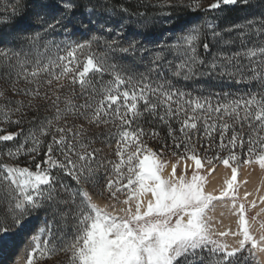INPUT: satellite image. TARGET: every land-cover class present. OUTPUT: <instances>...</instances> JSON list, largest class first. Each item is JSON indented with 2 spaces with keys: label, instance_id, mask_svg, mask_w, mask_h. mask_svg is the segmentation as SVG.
Returning <instances> with one entry per match:
<instances>
[{
  "label": "snow or ice",
  "instance_id": "1",
  "mask_svg": "<svg viewBox=\"0 0 264 264\" xmlns=\"http://www.w3.org/2000/svg\"><path fill=\"white\" fill-rule=\"evenodd\" d=\"M238 2L248 4L249 0H213L208 5L207 10H215L221 5H235ZM31 16L35 21L44 25V31L54 32L62 29L65 32L72 30V13L75 11L77 4L75 0H57L56 3L45 2V0H32ZM176 7L177 5H171ZM193 11L200 8L198 3L187 5ZM29 4L24 0H16L13 5V16H20L22 25L28 26L25 17L29 15ZM85 12L89 14V23H95L91 19L93 9L85 6ZM170 15V13H168ZM7 21H0L6 23ZM81 26L87 29V24L80 21ZM256 20H249L244 25L233 26L234 28L244 27L248 29L250 25H255ZM260 27L255 28L256 34L264 31V21H260ZM105 32L111 34L114 29L111 27L101 26ZM212 37L215 39L221 34L216 32L212 25ZM232 29H228L231 31ZM123 30H116V35L111 40L103 39L106 51L97 55L92 51L93 44L100 43L102 38L93 35L89 40L83 43H76L69 47L66 56H59L57 61L49 59L47 64H41L38 59L35 62L34 70L31 73H24L23 78L28 76H37L40 72H49L53 79L60 80L68 78L70 83L79 84L82 93H86L91 88L92 93H96V89L92 86L91 76L100 73H108L113 76V80L109 81L108 86L101 93L102 98L98 101L96 107L92 110L89 123H108L109 121L102 119L103 116L109 115L108 109L112 105L123 98V107L126 109L121 115V108L115 109L116 117L121 122V128L117 135L121 136V140L117 142L116 156L119 157V163L115 165V179L107 182L106 190L111 193L112 197H116L117 192L121 188L128 189V196L122 201L125 207L118 210L116 205H111L112 211H108V206L102 208L92 203V198L88 191L80 188L72 189L59 182V190L67 193L69 199L61 200L58 195L57 182L60 180L58 176L52 175V171L60 169L66 176H70L73 181L79 185L82 181L86 184H92L95 188L94 170L90 163H81L90 161L94 158V153H76V145L66 140L65 129L56 127L55 131L61 135L57 138L53 135L52 142L48 145L47 152L44 153L45 159L41 163L35 165L36 171L33 172L28 168L7 167L0 168V194L7 193L10 197L9 203L14 201V206L9 212L0 214V248L15 244V237L18 233L25 230L33 213L41 210L52 209L54 215H61L63 219H67L68 212H63L60 204L74 205L75 212L72 213L75 220V232L70 243L59 249L70 253L69 264H203L206 259L203 253L207 252L208 259L211 264H237V253L245 250L247 243H251V248L247 249L249 255L244 257V264L249 259L255 260L257 264H261L257 253H264V234L259 239L254 238L250 234L245 218V208L243 203L239 204L237 209L239 215V232L232 235L242 236L237 241L238 247H230L228 244L221 242L216 237H224L229 233L226 231L217 232L212 227V217L209 215L214 209V202L219 197L212 192L205 191L204 175L199 174L202 167V158L189 149L188 143H183L185 154L180 156L181 160H191L195 162V169L191 178L187 175V165L185 172L177 175V165H172V171L165 178L162 172L166 162L160 159L164 150L168 149L165 142L161 153L154 152L143 143L141 137L145 135L142 128H136L129 131L124 125H131L133 120L138 118L142 113L138 108V103L143 101L145 113L156 115L158 108L165 111L159 116L162 122L167 123L166 117L179 116L181 112L185 113L186 118L181 121L179 132L186 135L187 139H191V131H198L197 121L203 118L204 131L207 135L217 130L215 121L209 123L211 113H215L217 119L223 120L227 117L234 123H239L241 128L247 124L250 128L254 122H259L256 128L258 141L264 142V136H259V131L264 130V91L252 93L249 96L233 99L224 104H217L213 107L211 101L207 97H192L191 93H187L177 88L172 79L164 77L166 70L176 79L185 81L199 79L200 77L235 79L236 83H251L257 81L261 88L264 89V46L249 48L245 51L235 52L231 55L223 52L214 55L211 60L205 61L199 55V46L204 39L201 30L193 27L182 32L177 37L175 43L162 46L161 51H157L152 58L149 73L158 75L160 82L155 83L147 74H141L137 85L131 92L125 90L120 91L119 86L125 83H131L132 78L126 81L118 71V65L112 63L111 53H119L121 56L134 54L138 45L135 40L129 41L127 46L122 43ZM244 33L241 34L243 38ZM21 39L27 40L28 43L36 45L40 39L39 33L33 36H22ZM232 41H225L228 44ZM45 43V48H48ZM205 52L209 51V44L203 43ZM87 55L83 59L77 58V53ZM147 49H141L146 51ZM165 51L174 53L173 60L165 59ZM4 57L7 64L15 57L17 64L24 69L30 61L27 52H14L9 56L7 52L0 53ZM240 57H245L249 61V65H243ZM235 61V63H234ZM174 65V67H173ZM52 67H61L59 74L50 72ZM21 77V73L17 72V80ZM238 77V79H236ZM14 81L13 83H15ZM50 85L52 80H48ZM116 87L113 88L112 85ZM142 85V86H141ZM64 87V85H60ZM13 92L19 94L20 90L13 87ZM25 95L30 99L25 105L23 101L16 102V108L11 109L7 105L3 111L4 123L20 124L21 120L12 121L10 113L21 112L25 107H32V100L40 97L39 91L23 90ZM74 95V93H73ZM0 96H4L0 91ZM155 98V102H151V98ZM47 99V93L44 94ZM59 97L52 103L57 105L55 119L59 121L63 115L72 114L83 116V110L92 108V104L88 101L76 106L69 98L65 102V108L61 110L58 106ZM131 101V103H129ZM11 103V101H9ZM107 104V109L105 105ZM175 106V108H174ZM190 109V113H189ZM209 115H204V113ZM131 114L132 119H128ZM52 121H48L51 127ZM230 125L221 123L220 129V147H226L224 144L225 133ZM0 131H3L0 129ZM68 132L72 133V129L68 128ZM176 130L170 125L168 127V136L173 139V148H181V143L176 142ZM22 133H7L0 135V141H12L15 137ZM46 128H41V135H47ZM73 137L80 135L79 132L72 133ZM153 137L159 136L155 130L151 134ZM32 139L33 147L28 152H37L41 146V141L30 134L25 138ZM239 141L243 146V133H237L233 128V134L228 144L234 149ZM80 147H84L82 143L77 141ZM254 143L249 139V144ZM54 145L58 146L64 160H57L53 157ZM24 145L16 149L14 154L12 151L7 153L12 157L19 154ZM264 149V143L260 144ZM134 148V151L128 149ZM249 152H254L249 147ZM177 155L175 151L172 153ZM77 155L78 161H74L71 156ZM126 156V158H125ZM142 157V158H141ZM219 157H204L208 165H212L215 159ZM230 162L236 164L231 167V178L226 179L224 184L226 187L220 193V197L232 196L238 187L237 169L239 166V157L230 152V155L223 159L225 165ZM253 160L245 159V165L251 164ZM179 163V161L177 162ZM255 163L261 169H264V152L255 156ZM47 165V167H43ZM127 166V176L122 170ZM6 173V174H5ZM127 183H122L124 179ZM115 189V190H113ZM150 194V198H148ZM103 195V192L100 193ZM247 195V194H246ZM79 199V204L77 200ZM264 201V197H260ZM235 199H233V207H235ZM255 206V205H253ZM71 211V209L69 210ZM122 213V215H121ZM255 219V217L253 218ZM264 229V223L260 224ZM43 229L40 235L31 236L25 243V248L17 257L16 264H35L37 253L41 258H46L57 251L55 246L49 247L48 241H44L41 247V239ZM27 236V232H25ZM30 249V250H29ZM26 253V260H25Z\"/></svg>",
  "mask_w": 264,
  "mask_h": 264
},
{
  "label": "rangeland",
  "instance_id": "2",
  "mask_svg": "<svg viewBox=\"0 0 264 264\" xmlns=\"http://www.w3.org/2000/svg\"><path fill=\"white\" fill-rule=\"evenodd\" d=\"M148 2H153L161 8L169 7L171 5H190L198 3L200 8L198 10H207L208 5L213 2V0H147ZM24 2L29 4V15L25 17L27 27L22 25L20 22V16H13V5L16 3V0H10L8 3H4L3 0H0V21H7L6 23H0V53H5L9 56H12L14 52H27L28 60L30 61L27 65L24 66L22 70L21 67L17 64L15 57H13L7 64L4 62V57L0 55V91H3L4 96H0V129H3L7 123H4V114L3 111L7 105L11 109L16 108L17 101H23L27 105L28 101L32 99L30 96L25 95L23 90L28 91H39L40 97L32 100V107H25L24 111H21V115H27V112H35L32 116L27 117L29 121L27 125L22 127V134L20 136V141H15L12 145L0 152V157L2 158V167H20L28 168L29 170L35 172L36 168L32 169V165L21 166L19 165L18 155L16 154L12 157L8 156L7 153L12 151L16 153V149L21 145L26 146L25 149H22L20 153H23L27 156L26 162L33 164L36 158L41 160L37 163H41L46 157L44 153L47 152L48 145L53 140V135L57 138L61 135L59 132L55 131L56 127H61L65 129V138L66 140L72 142L76 145V153H94V158L90 161L81 162V163H90L94 170V182L95 188L92 184H86L83 181L77 185L75 181L71 179L70 176H66L64 172L60 169H55L52 171V175L58 176L60 180L57 182L58 195L61 200L69 199L67 193L59 190V182H63L69 188L84 189L89 192L92 203L96 204L99 207L108 206V211H112L111 205L115 204L116 209L118 210L121 207H125L122 201L128 196V189L121 188L117 192L116 197H112L111 193L106 190L107 182L110 179H115V165L119 163V157L116 156L117 151V142L119 138L106 139L104 141L99 139L97 135V130H99L101 123H89L90 113L96 107L87 109L85 115L89 116V119H85L83 116L66 114L57 121L56 116V107L52 103L53 100H56L58 96L60 99L57 102L61 110L65 108V102L67 99L71 98L72 103L76 106H79L86 101L91 103L92 96L86 93H82V90L79 84H71L68 78H61L60 80L53 79L52 75L49 72H40L37 76H28L27 79H24V73H31L34 70L35 62L39 59L41 64H47L49 59L52 61H57L59 56H66L67 50L70 46L76 43H83L86 40H89L93 35L101 37L102 40L100 43L93 44L92 51L97 55L102 54L106 51V47L103 43V39L111 40L113 36L116 35V30H123L122 43L124 46H127L129 41L135 40L138 45V49L134 54L121 56L119 53H109L111 56L112 63L118 65V71L121 72V75L127 81L129 77L132 78L131 83L122 84L124 87H120L121 92L127 90L131 92L133 88L137 85L136 82H132L136 75L148 73L149 68L152 66L151 61L157 51L162 50V46L171 45L175 43L178 36L182 33L181 30L187 29L193 25L200 23V19L194 18L191 22L177 23L174 16L168 15L167 11H161L157 15H134L130 14L124 10H114L109 7L104 0H75L77 7L72 13V30L70 32H65L62 29H58L54 32H45L44 25H41L35 21L31 16V2L32 0H24ZM45 2L56 3L57 0H45ZM85 6L91 7L93 12L91 13V19L95 23H89V14L85 12ZM224 6H238L241 8V16L238 18L233 26L244 25L250 19L248 18L249 13L253 11L264 12V0H249L248 4H243L238 2L235 5H221L220 8L213 10L211 13H208L207 19L208 25H215L220 18V14ZM192 10V9H191ZM193 11V10H192ZM80 21H83L87 24V29L81 26ZM111 27L114 31L111 34H108L104 31L101 26ZM234 28V27H233ZM242 27L236 28L241 29ZM183 32H186L185 30ZM39 33L40 39L36 45L30 44L27 40L21 39L22 36H33ZM254 34L256 32L254 31ZM45 43H48V48H45ZM141 49H147L146 51H141ZM87 50H84V53H77L78 59H83L86 56ZM165 59L173 60L174 53L171 51H165ZM174 67V65H173ZM50 72L59 74L61 67H52L49 69ZM166 71V70H165ZM17 72L21 73V77L17 80ZM106 74V73H104ZM96 79V80H95ZM93 81H100V77L95 78ZM48 80H52V83L49 85ZM16 81L15 83H13ZM92 81V80H91ZM102 81V80H101ZM111 81V80H110ZM109 84V82H108ZM107 84V86H108ZM64 85V87H60ZM120 85V86H122ZM142 86V85H141ZM13 87L19 91V94L13 92ZM113 88L116 87L115 84L112 85ZM47 93L48 98L44 99V94ZM74 93V95H73ZM121 99H123L121 97ZM11 101V103H9ZM98 103V102H97ZM96 103V105H97ZM131 103V101H129ZM19 112H12L10 116H16ZM52 121L51 127L48 126V121ZM103 125V124H102ZM46 128L48 131L47 135H41V128ZM68 128L72 129V133L79 132L80 135L73 137L72 133L68 132ZM30 134L40 140L41 146L37 152H28L29 148H32L33 142L32 139L25 141L26 137H29ZM79 141L84 145L80 147ZM149 148V147H148ZM134 148L128 149V151H134ZM153 150V149H152ZM255 156H250L247 159L253 160L251 164L245 165L243 162H239L237 169V175L242 172V168L245 167V172L247 176L252 180V190L258 193V197L254 200L243 199L239 194V189H236V192L230 196L220 197L219 200L230 199L237 201L239 204L243 203L245 208V218L247 220V226L249 232L254 238L259 239L261 234H264V229L260 227L261 223H264V201L260 197H264V169H261L257 163H255ZM53 157L57 160H64L58 146L54 145ZM227 156H224L219 159H215L212 165H208L207 161L202 157V167L199 169V174L204 175L206 178L205 185L208 183L209 175L211 170L218 169V167H224L226 172L231 177V167L236 166L235 163L230 162L229 165L223 163V159ZM71 158L74 161H78L77 155H72ZM126 158V156H125ZM142 158V157H141ZM180 158V157H179ZM178 157H162L160 159L164 162L165 168L162 172V175L167 178L169 173L172 171V165H177V175L185 172L187 165V175L191 178L192 172L195 169V166L192 167L193 161L191 160H181ZM179 161V163H177ZM36 163V164H37ZM244 165V166H243ZM1 167V168H2ZM47 167V165H43ZM127 176V166H124L122 169ZM6 174V173H5ZM254 181V182H253ZM122 183H127L125 178ZM238 185V179L236 181ZM115 190V189H113ZM103 192V195L100 193ZM256 193V194H257ZM10 197L7 193L0 194V214L9 212L14 206V201L9 203ZM79 199L77 204H79ZM255 205V206H253ZM217 207V201L214 202V209ZM59 208L63 212H68L67 219L64 220L61 215H54L52 209L46 211L45 214L33 213L31 216V221H33V228L28 232V239L31 236L40 235V230L43 229L42 239L40 241L41 247L43 248L44 241H48L49 247L55 246L57 251L52 253L46 258H41L39 253H37L35 258V264H69L70 253L60 251L59 249L65 247L66 244L70 243V236L74 233L73 226L75 227V220L73 219L72 213L75 212L74 205H64L60 204ZM71 209V211H69ZM211 211L209 215L214 216L215 212ZM122 215V213H121ZM255 217V219H253ZM61 220V221H60ZM60 221V226L57 232V236L54 238L53 225L55 222ZM239 232V231H238ZM236 232V233H238ZM30 233V234H29ZM221 242L228 244L230 247H238L237 241L242 238L239 235H232L229 233L224 237H216ZM25 248V247H24ZM251 248V243H247L245 250L237 253V264H244V257L248 256L249 253L247 249ZM24 250V249H23ZM30 250V249H29ZM206 259L203 261V264H211V261L208 259V253H203ZM259 261L261 264H264V253H257ZM26 260V253H25ZM13 264H16L15 262ZM247 264H257L255 260L249 259Z\"/></svg>",
  "mask_w": 264,
  "mask_h": 264
},
{
  "label": "trees",
  "instance_id": "3",
  "mask_svg": "<svg viewBox=\"0 0 264 264\" xmlns=\"http://www.w3.org/2000/svg\"><path fill=\"white\" fill-rule=\"evenodd\" d=\"M4 3L10 2V0H3ZM109 7L113 8L114 10H124L130 14L134 15H157L161 11H167L170 15L174 16L177 23L183 22H191L192 19L197 18L200 19V23L193 25L189 28H199L204 39L201 41L199 46V55L205 59V61H209L212 59L214 55H217L220 52L225 54L231 55L235 52L245 51L249 48L253 47H261L264 46V31L260 32L259 34H254L255 28L260 27V21H264V12L260 11H253L248 18L250 20H256L257 23L255 25H250L249 28L251 31L249 32L248 29L242 27L241 29L233 28L232 25L234 22L240 18L241 16V8L238 6H224L220 18L215 25H212L214 30L221 35L216 37L215 39L212 37V28L209 27L207 23V16L208 13H211L213 10H196L192 11L190 7L187 5H179L176 7H164L156 5L153 2H148L147 0H104ZM187 29H184L185 31ZM228 29H232L228 31ZM184 30H181L182 33ZM244 33L243 38H241V34ZM207 42L209 44V51L205 52L203 48V43ZM225 41H232L231 43H224ZM240 62L243 65H249V61L245 57H240ZM235 63V61H234ZM150 76L151 81L153 82V86L155 83L160 82V77L158 75H154L151 73H145ZM141 74L136 75L132 82L139 81ZM100 77V81H93L95 78ZM164 77L167 79H172L177 88L185 91L187 93H191L192 97H207L210 99L213 107H215L218 103L224 104L230 100L237 99L240 97H247L252 93H259L264 91L261 88L260 84L257 81H253L251 83H236L235 79H228L227 77L221 78H211V77H200L199 79H193L185 81L183 79H176L171 76V74L167 71H164ZM238 79V77L236 78ZM91 83L92 86L96 89V93L93 94L91 88L88 90V94L92 96V107L96 106V103L102 98L101 93L103 89L107 86L110 80H113V76L106 74L96 73L91 76ZM96 80V79H95ZM102 80V81H101ZM126 84V83H125ZM120 87H124L119 86ZM123 89V88H120ZM151 102H155V98H151ZM121 108V115L124 114L126 109L123 107V99H120L116 105H112L111 109H108L109 115L103 116L102 119L109 121L108 123H102L97 130L99 133L98 138L104 141L106 139L111 138H119L121 140V136L117 135V132L121 128V122L116 117L115 109L117 107ZM107 109V104L105 105ZM138 108L142 115L138 118L133 120L132 124L124 125V128H127L130 132L134 131L136 128H142L145 135L141 137L144 144H146L149 148L153 149L154 152L160 154L163 148L164 143L168 144V149L164 150L162 153V157H180L185 154L183 143H188L189 149L194 151L198 157H219L222 158L224 156H229L230 152H234L239 157V162H243L250 156L258 155L261 152H264V149L260 147L262 141H258L257 138V125L259 122H254L252 127L250 128L247 124H244L243 128H241L239 123H234L233 121L229 120L225 117L223 120L217 119L215 113L210 114L209 123L217 124V130L211 133V136L207 135L204 131V121L203 118L197 121L198 131L192 130L191 131V139L188 140L186 135H181L179 132V128L181 127V121H183L186 116L185 113L181 112L179 116L174 117H166L167 123L162 122L159 119V116L164 113L163 108H158L156 110V115L152 113H145L143 111L144 104L143 101L138 103ZM175 108V106H174ZM24 111V109L22 110ZM16 114L18 119L22 122L20 124H10L7 123L6 126L0 131V135L7 134V133H22V127L27 125L29 119L27 117L32 116L35 112L30 111L27 112V115ZM190 113V109H189ZM204 115H209L208 113H204ZM16 116H10L12 121L18 120L15 118ZM128 119H132L131 114L128 115ZM221 123H228L230 125L228 131L225 133L224 137V144L226 147L223 149L220 147V129L219 125ZM169 125L176 130V142L181 143V148L175 149L173 148V139L168 136V127ZM233 128L237 133H243V146L240 145L239 141L237 142V146L233 149L230 144H228L229 139L233 134ZM159 133V136L153 137L151 134L153 131ZM20 136L15 137L12 141H0V152L4 151L8 145H12L15 141H20ZM259 136H264V130L259 131ZM252 139L254 143L249 144V139ZM249 147L254 149V152H249ZM26 146L23 147L25 149ZM173 151L177 153V155H173ZM27 156L23 153H19L18 161L19 165L21 166H28L32 165V169L35 168L37 161L41 160L40 158H36L33 164L26 162ZM218 158V159H219ZM2 158L0 157V168L2 167ZM68 196V195H67ZM35 213L45 214V210H41ZM65 220V219H64ZM61 221V220H60ZM60 221L55 222L53 225L54 231V238L57 236V232L60 226ZM73 231L75 232V227L73 226ZM74 236V233L70 236V242ZM183 264V262H181Z\"/></svg>",
  "mask_w": 264,
  "mask_h": 264
},
{
  "label": "bare ground",
  "instance_id": "4",
  "mask_svg": "<svg viewBox=\"0 0 264 264\" xmlns=\"http://www.w3.org/2000/svg\"><path fill=\"white\" fill-rule=\"evenodd\" d=\"M191 165L194 167L195 162L193 161V164ZM230 178L231 177L226 172L224 167H218V169L214 170L212 169L209 175L208 183L205 186V191L212 192L214 195L219 197L223 188L226 187L224 181ZM237 179V188L239 189L241 198L249 199L251 201L258 197L257 195L259 192L257 193L255 190H252V180L247 176L245 167H243L242 172L237 175ZM148 198H150V194H148ZM235 202V207H233V200L223 199L217 201V207L214 209L215 214L211 221L212 227L215 231H226L228 233H236L239 231V215L237 211L239 203L237 201ZM33 226V221L29 220L27 228L18 233L14 238V245L9 244L0 248V264L16 263L17 257L21 254L25 247V243L27 242L28 232H30V229L33 228ZM25 232H27V236H25Z\"/></svg>",
  "mask_w": 264,
  "mask_h": 264
}]
</instances>
